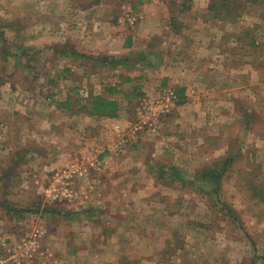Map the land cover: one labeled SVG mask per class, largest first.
Masks as SVG:
<instances>
[{
	"label": "rangeland",
	"instance_id": "1",
	"mask_svg": "<svg viewBox=\"0 0 264 264\" xmlns=\"http://www.w3.org/2000/svg\"><path fill=\"white\" fill-rule=\"evenodd\" d=\"M97 1L73 0L70 7ZM127 1L103 2L113 8V20L123 27L135 24L137 17ZM177 1L169 7L173 13L190 2V10L178 16L182 24L174 27L181 29L151 39L154 46L145 50L154 53L147 54L145 63L143 51L125 53L131 54V62L122 60L124 54L110 59L103 53L76 52V44L61 32L69 2L56 0V48L61 54L69 50L78 55H72L71 63L63 59L53 63L50 50L38 59L42 49L18 44L23 30L24 39L33 30L27 31L30 25L14 8L32 14V0H0V101L6 102L3 92H13L12 82L25 84L28 92L21 98L34 102L37 121L21 134L14 124L9 129L0 121V264H52L54 260L60 264L56 250L68 245L83 248L84 256L91 258L86 264H99L93 249L104 250L110 241L103 242L99 232L111 228V214L120 217L125 215L123 210H130V217L120 219L116 229L119 233L129 229L125 235L130 237L121 233L119 246L117 233L111 237L120 259L136 260V264H264V199L254 196L255 189L249 187L251 181L258 192L264 191V3L231 0L232 20L216 18L213 30L201 32L200 24L213 20L206 15L209 0ZM136 2L137 10L141 7ZM74 15V11L69 15L70 21ZM248 35H253L254 44L246 45ZM211 38L217 41L209 46L210 61H215L207 64L208 77L194 74L193 82L202 80L201 88L190 85L168 110L151 115L144 105L182 87L175 80L181 71L186 70V80L193 84L195 65L170 62L181 55L209 54L207 45L200 44L201 48L196 43ZM79 55L88 57L87 66L80 65ZM62 69L67 71L58 77L57 70ZM82 69L88 73L80 78L76 72ZM170 71L172 77L166 74ZM120 73L137 77L124 81ZM6 80L11 83L4 86ZM114 84L120 88L118 93L106 91ZM89 92L116 98L121 103L119 115L112 120L82 117L80 121L74 114ZM67 94L71 103L60 106ZM7 97L13 102L18 98ZM11 107L16 108L15 102ZM70 108L76 112L70 113ZM49 112L56 113L54 126L43 118ZM101 137L105 141L97 142ZM226 148L242 152L222 183L224 199L236 212L238 224L212 211L210 200L199 191L188 185H167L155 175L161 164H175L191 175L216 162ZM20 153L24 157L18 160ZM16 159L18 165L11 166ZM72 163L82 171H74ZM67 230L73 234L69 243ZM35 232H40L39 246L38 240L32 242ZM69 262L78 263L77 259Z\"/></svg>",
	"mask_w": 264,
	"mask_h": 264
},
{
	"label": "crops",
	"instance_id": "2",
	"mask_svg": "<svg viewBox=\"0 0 264 264\" xmlns=\"http://www.w3.org/2000/svg\"><path fill=\"white\" fill-rule=\"evenodd\" d=\"M68 3L67 7L64 8L65 12L64 15H67V20L64 21V24L66 25L63 30L61 31L62 34L64 35L65 38L70 39L72 42H74L76 44V47L78 48L79 52L81 50L82 54H85V51H92V52H97V53H103V56L109 57V58H113L116 55H120L124 54L126 56H121L123 61H126V59H128V62H131V60H133V57L130 56L131 54L127 55L125 53H127L128 51H133V53L136 55L137 53H141V51H143L142 56H145L146 59H143V61L145 63H147L149 61V55L147 56V54L150 53H154V51L152 52H148L145 49H147L148 47H152L154 46L153 40L154 38H159L162 37L163 34H167L171 32V34L177 33L179 32V30L181 28H177V30L174 29V27L170 24V20L171 18H173L174 15H176V13L179 12V10H177V12L174 11L171 12V8H169L170 6H172V4H178L177 0H129L127 1L129 6L131 7V9L134 12H137V17H135V24L131 25L130 27H123L121 25H117V22L115 20H113V15L111 13V11H113V8L109 9V4L106 5L104 4V0H98L96 3H88L86 6H74V8L72 9L70 6V4H73V0H65ZM138 1V2H136ZM56 0H32L31 5L35 6L33 7L32 10V14H26L24 11L19 10L14 8V12L15 11H20L21 14L20 18L23 19V21L30 25L28 26L29 28L27 29V31L32 27V32H31V36L24 39L23 38V34L25 33L24 30L22 31L21 36V40L20 42H18V44H20V46H25V47H31L33 49H42L41 51L38 50L37 52V58H44L42 52H46L47 50H50L51 53V62H56L57 60H61L63 59V61H69L71 63V61L75 58L72 55H78L77 53L71 52V51H66L64 54H61V50H57V34H55V32H58L59 27H57V9L55 8V3ZM134 2H136L137 6H140L141 8L136 10V7L134 6ZM41 3H43V5H41ZM24 4V3H22ZM140 4V5H139ZM149 7H151V11H149ZM135 9V10H134ZM190 10V9H189ZM10 11H13L12 9H10ZM73 11L75 13V17L74 19L71 18V21L69 19V15L72 14L73 15ZM188 11V10H187ZM186 11V12H187ZM13 13V12H9ZM30 13V12H28ZM29 17H32L29 20ZM168 19V21H167ZM215 20L213 19L212 21H206L202 24H200V30L201 32L203 31H208L211 28V30H213V28L215 27ZM117 25V26H116ZM192 25V24H191ZM194 31L198 32L197 29H195ZM223 38V37H222ZM149 39L151 40L150 42ZM222 40V39H221ZM220 40V41H221ZM216 38H211V40L209 41V39L206 41V43H204L205 41H203V39H199L197 41L196 44L200 45V44H205L207 45L208 49L207 52H209V46L215 45L216 43ZM200 47L202 48L203 46L200 45ZM215 47V46H214ZM204 48V47H203ZM80 49V50H79ZM56 53H58L56 55ZM55 54V55H54ZM155 54H157L155 52ZM54 55V56H53ZM106 57H99L97 59H101L103 60ZM201 57H206V59H202ZM79 58H81L80 61V65L81 66H87V56H83V55H79ZM141 59V58H140ZM211 59V54L209 52V54H201L200 56L196 57L195 56H185V55H181L178 57V59H176L175 61H172L170 63H181L184 66L187 65H195V67L192 68V78H191V82L193 84H190V82L188 83V81L186 80L187 77L186 74V70L184 69L183 71H181V75H177L179 78L175 79L178 83H180V86H182L183 88H185V92L186 90L189 89L190 85H196L198 89L201 88V86L203 85L202 80L198 79L195 82H193L194 79V74L199 73L201 74V78H207L208 77V65H213L210 62H214L210 61ZM107 60V59H106ZM45 61V59H44ZM162 61V60H161ZM70 67V66H69ZM63 71H67L66 69H62V70H57V76L60 77L62 76L60 72ZM77 74L79 73V77L82 78L83 76H86L88 71H86V69H82V71L80 72H76ZM212 73V71L210 72ZM121 74V73H120ZM118 75L120 78H130L131 80H135L137 76H135L134 74H130L127 76L124 75ZM167 75H169L168 77H172V72H167ZM167 77V78H168ZM130 80V81H131ZM6 84L4 86H6L8 83H11L9 81H5ZM20 83L23 84V81H21ZM21 85V84H20ZM19 84H14L13 82L9 85L11 92L9 94V92H3V94H6V102L5 100L0 101V121H4L6 124V127L11 129V124L15 125L16 127V132H18L19 134H21L20 132L24 131V128H26V126L29 128H34L33 124L31 123H37V121L34 122L33 118H34V113H33V103L31 100L24 102V98H21L23 95V92H28L27 89L28 87H25V84L20 86ZM115 85V84H114ZM3 86V87H4ZM209 86H212L211 84H209ZM1 88V87H0ZM118 88V87H117ZM9 91V90H8ZM16 95L18 98L14 101L16 108H12L11 107V103H14L10 98L7 97V95ZM20 96V97H19ZM178 100V99H177ZM176 102V101H175ZM26 103H28L29 105L26 106ZM14 105V104H13ZM121 105V103H120ZM119 112H120V107H119ZM54 112H49V113H44L43 114V118H45L47 121H51V125L54 126L52 120L53 117L56 116V113L53 114ZM62 116L67 117L66 116V112H61ZM76 114H74V116H79V120H82L83 118H86L85 120H89V118L91 117L93 120H97V121H104V120H112L115 119V117H105V116H98V115H90L87 113H84L82 111H77ZM53 114V116H52ZM72 116L71 114H68ZM52 116V117H51ZM69 119V118H66ZM71 121V120H70ZM77 121V120H75ZM2 122V124L4 123ZM12 122V123H11ZM28 122V123H27ZM31 122V123H30ZM4 124V125H5ZM31 124V125H30ZM88 128V127H87ZM68 129V128H67ZM86 130V129H85ZM87 131V130H86ZM114 133V131H113ZM115 134V133H114ZM86 135V134H85ZM7 140L9 141V138H7ZM97 142L100 141H105L104 138L101 137V139L96 140ZM17 142V141H16ZM19 143V142H17ZM66 143V142H65ZM5 144H7L5 142ZM12 144V142L9 141V145ZM91 144H93L91 142ZM106 155V153H105ZM34 156V155H33ZM99 157H92L93 160H97L98 158H102L104 156L103 154H99ZM52 167V164H51ZM91 200V199H89ZM107 204V202L105 203V205ZM113 204V201L110 203V205ZM118 209H117V213H118ZM130 210L128 211H122V213H124L125 215L123 216H117L115 217L113 214L111 219H112V226L111 228H107V226L104 229H101V231L99 232V234L101 235V239L102 241H108L110 238V241L107 242V247L104 248V250L102 248H95L93 249L96 252L97 255V263H104L107 262L105 264H114V263H119L120 262V258L121 254H118L119 251L117 250V246L113 243V240L111 237L115 235H117V237H114L117 241V244L119 246V243H121L120 241V234L123 233L120 232L119 233V228L116 229L117 225L119 224V220L121 219H128V217H130ZM68 213V212H67ZM113 213V212H112ZM109 215V216H111ZM116 220V221H114ZM116 222V226H114V223ZM67 229H69V227H67ZM70 232V230H67ZM128 230L124 231V233L122 234L123 237H130L128 234L125 235V232H128ZM67 232V233H69ZM71 236H68V239H65L68 243L70 242V240H72V232ZM98 233V232H97ZM99 234L97 236H99ZM105 235V236H104ZM96 236V237H97ZM110 253V258H106V255ZM56 254L58 257H60V261L62 263L60 264H66L68 261V264H86L85 262L87 260H91V258H88L87 256H84L85 251H83V248H79L76 246H71L68 245L64 248H60L58 250H56ZM86 254H89V251L86 252ZM119 255V257H118ZM119 258V260H118ZM72 259H77L78 263L75 262H69ZM102 259V262H100L99 260ZM6 261V260H5ZM59 261V260H58ZM104 261V262H103ZM4 263V261L2 262ZM7 264V262H5ZM52 264H59L57 262V260L52 263ZM92 264V263H90Z\"/></svg>",
	"mask_w": 264,
	"mask_h": 264
},
{
	"label": "trees",
	"instance_id": "3",
	"mask_svg": "<svg viewBox=\"0 0 264 264\" xmlns=\"http://www.w3.org/2000/svg\"><path fill=\"white\" fill-rule=\"evenodd\" d=\"M188 1V0H187ZM249 3L263 4L264 0H246ZM189 2V1H188ZM190 9V2H184V7L179 10L178 14L174 15L170 20V24L173 27L180 26L182 21L178 20V16L184 14L187 10ZM206 15L208 18L212 19H223L231 21L230 15L234 13V8L231 6V0H209L206 7ZM177 30V28H176ZM248 34V33H247ZM249 36V40L247 39V44H254L252 36ZM244 46V45H243ZM114 58V57H113ZM110 58V59H113ZM106 61V58L103 59ZM108 60V59H107ZM124 81H130L129 78H121ZM117 85L109 86L106 88V91L110 93H118L120 88H117ZM185 92V88L180 87L176 90L177 99L181 97ZM71 95L67 94L65 102L60 103V106L67 105L71 103L70 100ZM177 100V101H178ZM119 107L120 102L116 98H112L104 95L103 93H92L89 92L86 98L84 99V103L80 104V107L77 111H82L84 113L90 115H98L105 117H117L119 115ZM70 113H75L76 111L73 108L69 109ZM19 152H23L20 151ZM240 152V151H239ZM18 154V153H17ZM24 153H20L18 156V160L22 159ZM242 152L234 153L230 148H226L224 153L217 157L216 162L204 166L203 168L195 170L191 175H187L184 173V170L177 167L175 164H161L159 165V169L155 175L162 182L167 185L179 184L181 187L190 186L194 190H197L201 193L202 196L206 197L210 200V208L212 211L221 212L223 215L228 217L234 223H240L238 217L236 216V212L234 211L232 205H230L225 199L223 195V181L228 175V173L234 168V165L237 163ZM14 160L11 166H17L18 160ZM154 173V172H153ZM250 174V173H249ZM252 179V178H251ZM250 179V180H251ZM250 189H255L253 191V195H258L259 197L264 199V191L258 192L259 187L257 185H253L251 181H249ZM53 210V209H52ZM57 210V209H56ZM56 212L60 213L62 211L57 210ZM240 225V224H239ZM134 261L128 258L120 259L119 264H136ZM165 264V263H158Z\"/></svg>",
	"mask_w": 264,
	"mask_h": 264
},
{
	"label": "built area",
	"instance_id": "4",
	"mask_svg": "<svg viewBox=\"0 0 264 264\" xmlns=\"http://www.w3.org/2000/svg\"><path fill=\"white\" fill-rule=\"evenodd\" d=\"M176 100H177L176 92L172 91V90H169V91H167V94L165 96L162 95L160 98H158V101L156 103H153V102L152 103H148L147 102L144 105V108L147 111H149L151 115H155L157 110H160V111L168 110V107L172 106L175 103ZM92 164H93V162H92ZM70 166H73L74 171L78 169V166L75 165V163L70 164ZM78 171L81 172L82 170L78 169ZM69 194H70V191L67 192V195H69ZM39 234H40V232H38V233L35 232L33 234V238H32L33 239V241H32L33 244L36 243L37 240H38V243H37L38 246L40 244V242H39L40 235Z\"/></svg>",
	"mask_w": 264,
	"mask_h": 264
}]
</instances>
